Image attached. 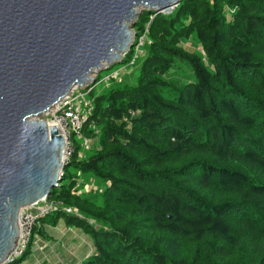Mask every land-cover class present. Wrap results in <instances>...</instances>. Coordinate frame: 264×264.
Returning a JSON list of instances; mask_svg holds the SVG:
<instances>
[{
    "label": "trees",
    "instance_id": "1",
    "mask_svg": "<svg viewBox=\"0 0 264 264\" xmlns=\"http://www.w3.org/2000/svg\"><path fill=\"white\" fill-rule=\"evenodd\" d=\"M147 26L137 79L91 90L83 137L93 145L77 143L68 166L105 189L73 193L83 185L79 176L64 184L65 167L51 199L85 219L61 213L40 224L89 235L95 253L81 264H264V0L144 11L135 46ZM192 39L200 51L184 48ZM182 61L195 81H168Z\"/></svg>",
    "mask_w": 264,
    "mask_h": 264
},
{
    "label": "water",
    "instance_id": "2",
    "mask_svg": "<svg viewBox=\"0 0 264 264\" xmlns=\"http://www.w3.org/2000/svg\"><path fill=\"white\" fill-rule=\"evenodd\" d=\"M180 2L0 0V264L21 236V211L63 181L65 141L43 116L136 45L140 9L170 14Z\"/></svg>",
    "mask_w": 264,
    "mask_h": 264
},
{
    "label": "built area",
    "instance_id": "3",
    "mask_svg": "<svg viewBox=\"0 0 264 264\" xmlns=\"http://www.w3.org/2000/svg\"><path fill=\"white\" fill-rule=\"evenodd\" d=\"M140 41L137 49L144 45V42ZM109 81H111V78L107 79V82ZM85 91L86 88L78 89V91L74 88L68 96L61 99L57 106L55 105V108L43 116L47 124L52 123L62 132L65 141L62 159L64 168L73 160L77 147L76 138L82 141L81 145L84 151L89 150L93 145L91 139L83 137V127L88 121V116L93 108L92 101L88 99V93L91 90ZM84 151L81 152L79 158L85 157ZM64 168L61 172L62 177L64 176ZM73 193L80 194L81 191L76 190ZM61 213L81 220L85 219L78 209L66 205L63 201L51 199V197L24 208L20 213L21 236H19L15 249L10 253L4 264H12L22 259L35 237L34 230L40 225V222Z\"/></svg>",
    "mask_w": 264,
    "mask_h": 264
},
{
    "label": "rangeland",
    "instance_id": "4",
    "mask_svg": "<svg viewBox=\"0 0 264 264\" xmlns=\"http://www.w3.org/2000/svg\"><path fill=\"white\" fill-rule=\"evenodd\" d=\"M177 7L175 9H177ZM175 9L172 11V13L175 11ZM144 11H146V10L140 9L139 12L141 14L136 18L135 22L131 23V28L134 31V42L135 43H136L137 38H138V35H137L138 29L136 27H138V23L140 22V18L143 15ZM172 13H170V14H172ZM148 28H149V26H147V28H146L145 34L143 35L144 37L142 36V38H140L138 40H141L142 42H146L145 40L148 39L147 38ZM183 46L190 53H193V52H196V51H200V46L193 39L190 40V41H188V42H184L183 43ZM136 47L137 46L132 47L126 54L122 55L120 61H117V62L113 63L112 65H110L109 68H108L109 70L108 69H102L100 71H97L92 76H90L91 77V80L87 84H85L83 87H78L77 86L78 88L75 87V90L78 91V89L86 88V91L85 92H87L89 89L92 90L93 88H96L97 89L96 91L98 93L101 90H103V88H104V86H102V84L103 83H105L106 85L110 84V81L107 82V79L108 78H111L112 79L113 77H116V80L119 83L120 82L123 83V84L132 83L133 79H137V77L139 75V72H140V64L142 63V59H143V56H144L143 47H141L139 49H137ZM133 48H135V52H134L135 54H134V56L132 58V61L130 63H125L127 57L130 55L131 50ZM115 65H117V68L115 70H113L114 72H112L111 74L107 75L112 70L111 68L114 67ZM104 67H107V65H104ZM167 80L168 81L175 82L178 85H184V84H186L188 82L195 81V76H194L193 71H192L191 67L189 66V64L187 62H185V61H182V62H178L175 65V68H174L173 72L170 75L167 76ZM88 94H90V93H88ZM88 99H89V97H88ZM80 100H82V99H80ZM76 141H77V143L79 145H81L82 141L80 139H77L76 138ZM79 159H81V158H79ZM66 172L68 174V177L64 180V184H69L71 182V179H70L71 177L70 176H73L75 178L77 176L80 177L79 178L80 179L79 180L80 181L79 182V185L80 186L83 185V187L82 188H79L80 190L79 189L77 190V191H81V193L78 194V195H82L83 193H85L87 191H90V190L95 191V190H100L101 189L102 192H103V190L106 187L105 182H102L100 179L94 178V177H92L90 175L82 174L81 172L77 171L73 166L68 167V169L66 170ZM86 177H88L89 179L87 180ZM90 221H91V224H93V225H96L97 224L96 222H94L92 220H90ZM61 223H65V222L64 221H61ZM67 226H65V229H66ZM46 228H47V226L45 227V230H46ZM55 229H58V225L56 226ZM60 230H62V229L60 228ZM54 231H57V230H54ZM64 233L65 232L61 231V233L56 234V237H58V235H60V234L62 235ZM88 237L90 239L89 241L92 242L91 237L90 236H88ZM56 242H58V241H56ZM58 244H60V245H58ZM58 244L56 243V245H54L53 247L54 248H59L61 251H62V249H64V250L67 249L68 250V248H70V246H68V242H64V239L62 240V237H61V240H60V242ZM41 252H44V251H41ZM34 255H36V246H34V248H32V255L31 254L28 255L27 258L28 259H30V258L32 259L34 257ZM40 257L43 258V255L41 254ZM40 257H35V261L41 259ZM17 262H14L12 264H17ZM37 262H40V260L37 261Z\"/></svg>",
    "mask_w": 264,
    "mask_h": 264
},
{
    "label": "crops",
    "instance_id": "5",
    "mask_svg": "<svg viewBox=\"0 0 264 264\" xmlns=\"http://www.w3.org/2000/svg\"><path fill=\"white\" fill-rule=\"evenodd\" d=\"M86 179L88 180L89 178L86 177ZM39 226L42 228L44 234H35L30 251L32 255V248L36 246V255L32 259L26 258L20 264H81L87 257L95 253L93 241H89V235L86 234V236L81 229L75 228L74 226H67L66 223L61 222L58 224V229L47 224H40ZM46 226L47 228L45 230ZM65 226H67L66 229ZM61 231L65 233L56 237V234L61 233ZM61 237L62 240L64 239V242H68V246H70L68 250L62 249L61 251L59 248L53 247L56 243L58 244L60 242ZM41 254L43 258L40 257ZM35 257H40V262H37L39 260L35 261Z\"/></svg>",
    "mask_w": 264,
    "mask_h": 264
},
{
    "label": "bare ground",
    "instance_id": "6",
    "mask_svg": "<svg viewBox=\"0 0 264 264\" xmlns=\"http://www.w3.org/2000/svg\"><path fill=\"white\" fill-rule=\"evenodd\" d=\"M120 59H121V58H120ZM114 63H115V62H114ZM104 65H107V64H103V67H104ZM107 66H108V65H107ZM56 106H57V105H56ZM56 106H55V107H56ZM55 107H53V108H55ZM53 108H52V109H53ZM52 109H51V110H52Z\"/></svg>",
    "mask_w": 264,
    "mask_h": 264
}]
</instances>
